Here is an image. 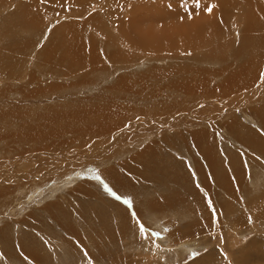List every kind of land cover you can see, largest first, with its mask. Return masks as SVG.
<instances>
[{"label": "rangeland", "instance_id": "1", "mask_svg": "<svg viewBox=\"0 0 264 264\" xmlns=\"http://www.w3.org/2000/svg\"><path fill=\"white\" fill-rule=\"evenodd\" d=\"M263 111L264 0H0V264H264Z\"/></svg>", "mask_w": 264, "mask_h": 264}, {"label": "bare ground", "instance_id": "2", "mask_svg": "<svg viewBox=\"0 0 264 264\" xmlns=\"http://www.w3.org/2000/svg\"><path fill=\"white\" fill-rule=\"evenodd\" d=\"M20 8V7H19ZM26 9L27 10H25L26 12H28V14L31 16V17H34V13L33 12H35L33 9H32V7L31 6H26ZM224 10V9H223ZM28 14H27V16H28ZM44 15V14H43ZM43 15H40V14H36V19H39L40 21L42 20V17H43ZM16 17V16H15ZM35 19V20H36ZM50 20V19H49ZM219 25V24H218ZM173 26V25H172ZM220 28V27H219ZM174 29V28H173ZM220 29H218V26H217V34L220 32L219 31ZM32 31V30H31ZM254 31V30H253ZM127 32V31H126ZM190 34V33H189ZM223 35H225V34H223ZM71 36V35H70ZM72 37V36H71ZM70 37V38H71ZM79 37V36H78ZM214 37V36H213ZM199 38V37H198ZM198 38L197 39H194V45L198 48V47H200L201 49H205L206 48V51H208V53H209V50H210V48H214V47H209V45L211 44L212 45V43H209V41H208V43H207V41L206 40H203V41H201V42H199L200 40H198ZM209 38V37H208ZM180 39H182L181 37H180ZM191 39V38H190ZM189 39V40H190ZM200 39V38H199ZM210 39V38H209ZM250 39V38H249ZM71 40V39H70ZM189 40H188V42H186L187 44L189 43ZM208 40V39H207ZM221 40V39H220ZM219 40V41H220ZM141 41V40H140ZM72 42V41H71ZM185 42V41H184ZM212 42V41H211ZM75 43V42H74ZM219 42L217 41V44H218ZM69 44V43H68ZM221 44V43H220ZM65 45V44H64ZM78 45V44H77ZM82 45V44H81ZM217 46V45H216ZM222 46V45H221ZM209 48V49H208ZM218 48V47H217ZM222 48H223V46H222ZM70 49L71 50H73V52H74V50L75 49H73L72 47H70ZM189 50V49H188ZM212 51V50H211ZM83 53V52H82ZM214 53V52H213ZM84 54V53H83ZM253 72V71H252ZM231 75V74H230ZM252 75V74H251ZM249 78V76H247V79H244V77H239V78H236L235 76H233V74L231 75V77H230V79H229V85H230V87H234V88H243V85H245L244 83L245 82H247V80H249L248 79ZM251 78V77H250ZM241 79V82L239 81ZM223 85H224V83H223ZM228 85V84H227ZM225 86V85H224ZM242 90V89H241ZM237 91V90H236ZM264 112V111H263ZM264 133V132H263ZM249 136V135H248ZM203 138V139H202ZM202 138H199V139H197V144H199V145H202L200 142H202V141H204L205 143H206V141L208 140V139H210L211 137H209V135H208V138L205 136V138L203 137V135H202ZM207 138V139H206ZM212 139V138H211ZM216 140V139H215ZM207 145H209V144H207ZM256 146H258V147H260L261 146V144L260 143H257L256 144ZM202 147V146H201ZM202 150V149H201ZM264 150V149H263ZM257 152V151H256ZM205 154V153H204ZM204 156H206L207 158H208V156H207V154H205ZM205 157V158H206ZM206 161V160H205ZM122 215V214H121Z\"/></svg>", "mask_w": 264, "mask_h": 264}, {"label": "snow or ice", "instance_id": "3", "mask_svg": "<svg viewBox=\"0 0 264 264\" xmlns=\"http://www.w3.org/2000/svg\"><path fill=\"white\" fill-rule=\"evenodd\" d=\"M194 3L198 6V5H199V0H194ZM105 188H106V190H108L112 195L115 196V193L112 192L111 189H108V188H107V185H105ZM116 198H117V199H120L119 196H117ZM125 203H128V201L126 200ZM139 231L142 232V233L146 231L145 226H144L143 224L140 225Z\"/></svg>", "mask_w": 264, "mask_h": 264}]
</instances>
